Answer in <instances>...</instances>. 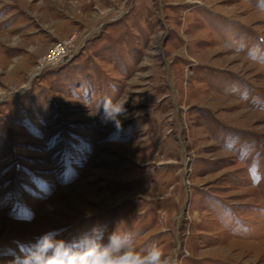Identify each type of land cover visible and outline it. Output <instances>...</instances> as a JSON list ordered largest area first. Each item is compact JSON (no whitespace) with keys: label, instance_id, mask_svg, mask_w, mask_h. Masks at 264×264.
I'll list each match as a JSON object with an SVG mask.
<instances>
[{"label":"rangeland","instance_id":"obj_1","mask_svg":"<svg viewBox=\"0 0 264 264\" xmlns=\"http://www.w3.org/2000/svg\"><path fill=\"white\" fill-rule=\"evenodd\" d=\"M94 225L264 264V0H0V264Z\"/></svg>","mask_w":264,"mask_h":264},{"label":"clouds","instance_id":"obj_2","mask_svg":"<svg viewBox=\"0 0 264 264\" xmlns=\"http://www.w3.org/2000/svg\"><path fill=\"white\" fill-rule=\"evenodd\" d=\"M127 100L101 99L97 110L103 107L102 121H112L119 127L120 118L127 112ZM64 231L44 233L6 264H184L178 252L165 253L155 241L138 248L135 231L117 227L109 231L107 225H94L72 240L63 237Z\"/></svg>","mask_w":264,"mask_h":264},{"label":"built area","instance_id":"obj_3","mask_svg":"<svg viewBox=\"0 0 264 264\" xmlns=\"http://www.w3.org/2000/svg\"><path fill=\"white\" fill-rule=\"evenodd\" d=\"M70 46L69 40H60L56 42L52 48L45 55V66L42 67L44 69L46 66H54L57 64L65 55L68 54Z\"/></svg>","mask_w":264,"mask_h":264}]
</instances>
